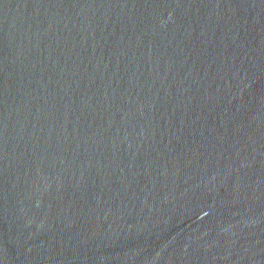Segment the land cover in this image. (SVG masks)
Returning a JSON list of instances; mask_svg holds the SVG:
<instances>
[{
  "label": "water",
  "instance_id": "obj_1",
  "mask_svg": "<svg viewBox=\"0 0 264 264\" xmlns=\"http://www.w3.org/2000/svg\"><path fill=\"white\" fill-rule=\"evenodd\" d=\"M0 264H264V0H0Z\"/></svg>",
  "mask_w": 264,
  "mask_h": 264
}]
</instances>
